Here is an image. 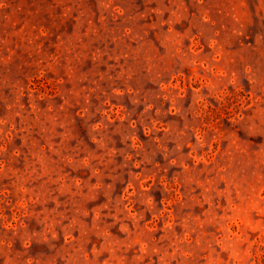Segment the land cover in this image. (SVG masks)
<instances>
[{
    "label": "rangeland",
    "instance_id": "obj_1",
    "mask_svg": "<svg viewBox=\"0 0 264 264\" xmlns=\"http://www.w3.org/2000/svg\"><path fill=\"white\" fill-rule=\"evenodd\" d=\"M0 264H264V0H0Z\"/></svg>",
    "mask_w": 264,
    "mask_h": 264
}]
</instances>
